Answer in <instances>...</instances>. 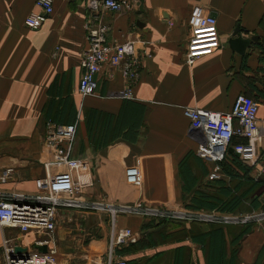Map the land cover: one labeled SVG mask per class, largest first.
<instances>
[{
	"label": "crops",
	"instance_id": "obj_1",
	"mask_svg": "<svg viewBox=\"0 0 264 264\" xmlns=\"http://www.w3.org/2000/svg\"><path fill=\"white\" fill-rule=\"evenodd\" d=\"M128 1L130 8L99 9L105 39L127 41L137 58L139 74L132 96L125 98L119 95L123 76L108 64L96 72L92 94L77 92L87 45L84 24L92 15L84 0H54L36 28L23 24L33 0H0V169L12 167L0 191H37L49 157L42 145L46 122H75L70 152L89 160L83 178L92 180L83 198L103 206L143 203L186 212L264 210V72L259 69L264 67V0H142L141 9L136 0ZM194 4L215 16L219 45L187 63L186 18ZM236 25L243 36L257 34L258 41L243 53L227 44ZM239 91L258 101V161L246 165L236 159V167L226 159L220 177L208 180L211 163L195 153L197 137L183 108L226 110ZM232 197L225 207L212 202ZM107 210L57 208L53 236L62 264H68V252L79 250L89 256L86 264L106 262ZM108 222L134 232L133 239L113 246L126 264H264V218L219 224V253L212 252L217 224L211 221L130 210ZM36 235L32 229L0 228V264H5L2 237L26 246ZM136 242L140 246H132Z\"/></svg>",
	"mask_w": 264,
	"mask_h": 264
},
{
	"label": "built area",
	"instance_id": "obj_2",
	"mask_svg": "<svg viewBox=\"0 0 264 264\" xmlns=\"http://www.w3.org/2000/svg\"><path fill=\"white\" fill-rule=\"evenodd\" d=\"M54 0H33L34 7L23 17V24L36 28L52 12ZM85 7L92 13L85 22L87 45L80 57L81 73L77 80V92L81 95L92 94L95 89V74L103 64L118 67L124 79L119 95L132 96V86L137 80L139 69L137 58L127 41L110 43L105 39L106 26L101 21L99 9L121 10L130 8L128 0H84ZM189 34L186 40L183 59L190 63L194 58L211 53L219 45V36L215 16L203 11L199 4L191 6L186 18ZM258 101L243 91L237 92L226 110H216L201 106H185L184 113L189 119V126L195 132L197 143L195 153L210 161L207 172L208 180L216 179L221 174V162L232 153L245 161H253L256 154V141L261 135L257 113ZM75 122L47 121L42 136V145L48 151L45 160V172L38 178L39 189L35 192L0 191V228L16 227L24 232L35 231L33 242L44 243L45 251H38L30 245L14 251L16 240L2 237L1 247L5 264H62L56 257V245L53 236L55 213L59 207L83 209L105 207L110 211L128 212L136 210L142 214L165 217H185L213 221L214 212H186L179 208L166 206L101 205L99 202L83 198L86 188L92 184L89 175L83 178V172L90 169L89 160L72 155L70 150L75 133ZM233 137L240 138L232 142ZM12 171L11 166L0 169V182L5 181ZM133 182H138V172H132ZM222 223L249 222L252 217H264V210L247 214L225 213L219 216ZM134 232L128 227L114 229L107 248V260L104 264H126L125 259L113 254L115 244L133 239ZM25 246V245H21Z\"/></svg>",
	"mask_w": 264,
	"mask_h": 264
},
{
	"label": "rangeland",
	"instance_id": "obj_3",
	"mask_svg": "<svg viewBox=\"0 0 264 264\" xmlns=\"http://www.w3.org/2000/svg\"><path fill=\"white\" fill-rule=\"evenodd\" d=\"M247 83H250V82H247ZM249 86H250V84H249ZM245 92H247V91H245ZM248 93V92H247ZM256 156L254 157V160L253 161H245V160H243V159H241V158H238V157H236V159L237 160H239L240 162H242V163H244V164H246V165H253L255 162H257L258 161V157H259V154H260V152H258L257 151V149H256ZM261 157V156H260ZM262 157H264V155L262 156ZM264 159V158H263ZM263 181V180H262ZM263 183H264V181H263ZM259 189H261V191L263 190V187H259ZM245 190L246 191H249V188L248 187H245ZM214 213V215L216 216L215 217V219H213V221H211L213 224H217V225H219V224H222V222H221V220H220V215H222V214H225V213H220V212H216V211H213ZM117 213H124V211H119V210H113V211H110L109 209L107 210V217H108V221H111V222H113V218H114V216L117 214ZM248 213H251V212H248ZM232 214H247V213H232ZM256 217H252L251 219H250V223L251 222H255L256 220L258 221V219H261V218H264V217H260V218H258V219H255ZM106 222V226H105V229H104V231L106 232V234H107V236H109V232H111V225H110V227H109V222ZM247 222V221H246ZM227 223H230L231 224V226H235L234 224H236V225H239V224H241V222H226V224ZM111 224V223H110ZM110 229V230H109ZM236 230V229H235ZM98 232H99V230H92V235H96V237L97 236H99V234H98ZM108 244H109V239H108V241H107V244L104 246V248H108ZM119 244H122V243H119ZM86 253V252H85ZM84 250H79V251H77L76 253L75 252H68L67 253V255H70V257H68V264H76V262H78L79 264H86V260H88V257L89 256H85L84 254ZM77 255V258H75V257H73L74 255ZM103 255L104 256H106V251L104 250L103 251ZM75 259H77L76 261H75ZM89 262H90V260H89Z\"/></svg>",
	"mask_w": 264,
	"mask_h": 264
},
{
	"label": "water",
	"instance_id": "obj_4",
	"mask_svg": "<svg viewBox=\"0 0 264 264\" xmlns=\"http://www.w3.org/2000/svg\"><path fill=\"white\" fill-rule=\"evenodd\" d=\"M136 4H137L138 8L141 9L142 0H136ZM256 41H258L257 34H249V35L243 36L238 32V27L236 25V26H234V28L231 32V35L227 39V44L229 45V47H231L236 52L243 53L245 48L248 47L251 42H256ZM30 246L34 247L38 251H45V249H46V246L44 243L38 244L36 242H32L30 244ZM25 247L26 246L14 244L13 249H14V251H20L22 249H25Z\"/></svg>",
	"mask_w": 264,
	"mask_h": 264
},
{
	"label": "trees",
	"instance_id": "obj_5",
	"mask_svg": "<svg viewBox=\"0 0 264 264\" xmlns=\"http://www.w3.org/2000/svg\"><path fill=\"white\" fill-rule=\"evenodd\" d=\"M259 69H261V71H263L264 72V67H260L259 66ZM254 98V97H253ZM257 100V99H256ZM240 138H238V137H233L232 138V142H234V141H237V140H239ZM236 157L237 156H235L234 154H232V153H227V156L225 157V159L221 162V164H223L224 162H226L225 160L226 159H230L229 161L230 162H232L233 163V165L234 166H236L235 165V163L234 162H236ZM237 167V166H236ZM215 180V179H214ZM231 201L232 200V202H234V200L235 199H233V197H232V199H224V200H222L221 198H218V199H213V203H217L220 207H225V205H224V203L225 202H227V201ZM151 222L152 221H150V220H148L146 223H145V225H148V224H151ZM247 226H245V228L244 229H247L248 228V224H246ZM213 229H212V231H213V237H212V239H213V243H216L215 245H213L212 246V252H220V249H221V245H220V238H219V236H221V230H220V226L219 225H215V226H213L212 227ZM239 231H238V235H239ZM234 234H235V232H234ZM140 242H136L135 244H132V246H134V247H136V246H140ZM120 249H123L122 247L120 248ZM116 250H118V249H116Z\"/></svg>",
	"mask_w": 264,
	"mask_h": 264
}]
</instances>
